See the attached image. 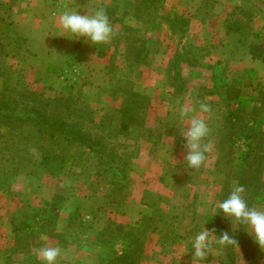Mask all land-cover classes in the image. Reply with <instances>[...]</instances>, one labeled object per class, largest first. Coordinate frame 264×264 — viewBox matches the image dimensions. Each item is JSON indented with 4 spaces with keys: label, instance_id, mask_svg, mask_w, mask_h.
I'll return each instance as SVG.
<instances>
[{
    "label": "rangeland",
    "instance_id": "1",
    "mask_svg": "<svg viewBox=\"0 0 264 264\" xmlns=\"http://www.w3.org/2000/svg\"><path fill=\"white\" fill-rule=\"evenodd\" d=\"M212 2L0 0V235L7 236V212L43 220L39 230L33 225L17 233L25 261L47 239L55 246L52 238L69 218L75 220L77 242L65 236L63 242L87 253L72 258L76 263L93 258L94 264H118L115 259L127 253V264H191L190 241L181 238L186 233L193 238L203 216L215 213L211 205L219 203L227 182L231 189L242 169L250 174L248 182L258 175L264 180V90L250 74L254 69L216 66L224 74L236 70L231 95L207 94L216 67L203 60L213 50L196 47L190 18L210 25ZM97 5L108 10L117 32L113 40L95 47L64 36L59 18L65 6L83 14ZM236 88L246 102L242 112L232 114ZM198 103L211 109L197 115L209 122L205 143L212 149L205 165L193 170L183 164L187 146L177 113L180 106ZM246 123L259 127L248 141ZM232 133L233 143L221 145ZM242 160L246 165L236 168ZM29 173L45 183L44 193L38 203H19L20 176ZM7 180L16 202L8 208ZM74 201L83 204L75 213ZM253 207L264 209V199ZM236 232L230 234L237 241ZM246 242L248 250L255 245L248 235ZM8 254L0 241V264H8ZM258 257L250 264H264V255ZM232 262L247 264L242 257Z\"/></svg>",
    "mask_w": 264,
    "mask_h": 264
},
{
    "label": "crops",
    "instance_id": "2",
    "mask_svg": "<svg viewBox=\"0 0 264 264\" xmlns=\"http://www.w3.org/2000/svg\"><path fill=\"white\" fill-rule=\"evenodd\" d=\"M220 1L221 0H218V1L213 0L211 4H207L208 7L206 6L207 8H209V13L211 15V16L210 15L208 16L213 21L212 23H210V25L206 26V24L202 23L205 21L204 18H200V20L197 18H190L191 21H194V23L196 24L195 30L197 32L196 34L197 36L194 42L196 47L200 48L201 50L202 49L208 50L205 47L209 48L208 51L213 50L210 57L206 61L203 60L204 61L203 64L207 66L209 65L212 68H215L218 65L222 66L223 68H226L228 65L229 66L230 65H236V66L241 65L245 68H252L254 69L253 71H255L254 73L257 75V80L260 82L259 84H257V86H260V87L263 86V90H264V61H262L261 59H254L250 53V47L252 43L256 42V43L264 44V0H223L227 2L226 5L230 6L229 9L222 8L224 4H221ZM248 3L251 4V7L248 5ZM205 15L207 14L204 13V16ZM235 16H239L241 18V21L238 20L237 24H236ZM250 20H254V21L250 22ZM207 21L208 19H206V22ZM253 24H256V26H253ZM204 33L209 34V36L207 37ZM204 37L210 40L205 42ZM215 69H213V73L211 74L212 78L216 75L214 73ZM234 73H237L236 70H234L233 68H229L227 72L224 74L225 80L228 82L229 85L233 79V76L235 75ZM207 94H210L209 97H212L215 99L218 96L219 97L224 96V93L218 94L217 92H211V91L207 92ZM263 95H264V91H263ZM232 102H233L232 103L233 108L231 109V111H234L237 107V104L235 103V101H232ZM12 179L14 182L15 181L14 179H16V177L15 178L13 177ZM20 180H21L20 191L18 194H16V196L19 198V203H22V202L23 203H33L32 200L37 201L38 199H40L41 195L44 193L45 183H43V181L38 176H35L34 173L22 174L20 176ZM9 182L10 181L7 180V191H8L7 192V208L13 207V205L14 206L16 205L13 194L9 192L11 189L10 188L11 183ZM40 201L41 200L37 201L36 203ZM76 205L83 206V204L81 203L77 204L75 202V204L71 206V211L72 212L74 211V213L76 212V210L79 209V207ZM212 205L214 204L212 203ZM212 205L211 207L215 210L216 207L215 206L213 207ZM87 208L88 207H86V209ZM37 211H39V208L36 211L32 210L33 213ZM33 216L34 214L30 217L25 218L24 215H22V217L17 219V217L19 216L14 215V214L9 215V212H7V236L0 235V241L5 243V246L7 247V250L9 252L8 255H9L10 260L8 264H35V263H30V262L31 261L34 262V260L37 258L36 251L38 250V248H34V243L29 242L30 249L32 248L34 249L33 251L29 250V252H27L28 253L27 257L31 258V261L28 263L27 261L24 260L26 250L23 247V245L20 244L22 240H19L17 238V233H19L18 232L19 230H23V229H25L26 231L30 230V228L33 227V225L34 226L36 225L37 230H39L40 228L39 221L43 222V220L39 217L33 218ZM200 218L201 216L197 218L196 222H198V219ZM202 219L203 220L199 223H203L202 226L205 227L206 215H204ZM74 221L75 220L73 219L71 220L68 218L67 228L62 230V232H59L55 238H52V239H55V242H54L56 243L55 246L61 247L65 252V255L58 258L59 263L60 264H67V263L94 264V262H92L93 258L91 259V261H89V263L87 260H86L87 262L82 261L81 263L79 262L76 263L75 260H72V258H75V257L83 258V256L87 254L85 252L86 250L77 251L78 248L76 247V245L74 246L73 244L71 245L69 244L70 242L72 243L77 242V239L75 238L76 234L71 230V226L74 225L75 223ZM202 226L196 227V229L194 230L200 231ZM231 227L232 226L230 224V229ZM192 232L193 231H191V233ZM236 233H237L236 235L237 243L231 246H226V247L214 246L211 254L208 257V260L205 261V264H220V262L224 264H231V263L233 264L232 261H233V258L235 257H237V260L238 258L242 257L243 260L247 264H250L251 260L255 263V260L259 258L258 256L264 255V251H262L261 253V250L258 249V247L255 245L253 246V248L250 247L248 250L247 248L248 243L246 242L247 234L244 232L243 228H242V231H241V228L238 229ZM31 234L32 233H29L28 237L30 236L35 237ZM189 234L186 233L185 235H183L181 240L185 238V240L190 241L191 239L189 237ZM64 236L66 240H68L67 242L69 243L63 242L62 238ZM213 238L215 239V237ZM61 239H62V242H61ZM47 240H48L47 246H49V244L51 246H54V244H51L52 242H49L51 241L50 239H47ZM21 243H23V241ZM233 249H234V252L232 251ZM1 255H4V254H1ZM87 256L88 255H86V257ZM94 260L95 259H93V261ZM262 263L263 262L260 260L259 264H262Z\"/></svg>",
    "mask_w": 264,
    "mask_h": 264
},
{
    "label": "clouds",
    "instance_id": "3",
    "mask_svg": "<svg viewBox=\"0 0 264 264\" xmlns=\"http://www.w3.org/2000/svg\"><path fill=\"white\" fill-rule=\"evenodd\" d=\"M59 24L61 31L66 33L64 36L83 38L95 47L107 45L117 35L105 6H94L83 14L65 6L60 13ZM198 111L209 113L211 109L206 103H198L194 107L180 106L177 113L181 124L180 134L187 146L183 164L193 170H199L205 165L206 154L212 149L211 144L205 143L210 134L209 122L197 115ZM245 192L243 185L234 182L227 198L215 205L232 227L217 235L215 229L202 226L190 240L187 253L191 254V264H205L214 246L234 245L236 239L230 232L234 233L241 227L258 249L264 251V209L250 207ZM63 255L65 252L59 246H45L36 251L40 264H59L58 258Z\"/></svg>",
    "mask_w": 264,
    "mask_h": 264
},
{
    "label": "trees",
    "instance_id": "4",
    "mask_svg": "<svg viewBox=\"0 0 264 264\" xmlns=\"http://www.w3.org/2000/svg\"><path fill=\"white\" fill-rule=\"evenodd\" d=\"M157 1V0H155ZM250 53L252 55V57L254 59H261L262 61H264V44L263 43H252L251 47H250ZM250 74L254 73L253 70H249ZM217 72V73H216ZM214 73L216 74L212 79L214 82L213 85V90L211 92H217L218 94H222L224 92V94H228L227 97H229L231 94L229 93L230 91L228 90L230 85L228 84V82L225 80L224 77V73H222V70L218 68L215 69ZM220 90H223L220 91ZM226 91V92H225ZM234 96H233V101H235V99L238 101V107L232 111V114H238L239 112H242L241 109H243V104L246 102L243 98H241V94H240V90H237V88L234 90ZM242 107V108H241ZM245 128L248 130V132H245V134L243 135V138L245 141H248L250 139H252L253 134H255V132H257L259 130L258 124L257 123H252L250 124H245ZM234 134H228L226 137L222 139H220V143L221 145H223L225 142H232L231 141V136H233ZM225 140V142H224ZM233 143V142H232ZM231 144V143H229ZM245 159V156L244 158ZM229 162H232L233 159H229ZM246 165V160H242L241 163H237L236 164V168L238 167H244ZM260 167V164H259ZM257 167V168H259ZM243 174L239 175L238 177H236V183L241 184L245 187L246 192H245V197L247 200V203L249 204L250 207H253V203H258L260 201H263L264 199V195H263V191L261 189H259L260 186H262L264 188V180L262 182L260 179V175L256 176L255 178H253L250 182H248V178L250 174H245V170L242 169ZM235 175V174H233ZM229 182V181H228ZM225 185V187L223 188L222 192L218 195L217 200L218 202L222 201L223 199L227 198L229 192L231 191L230 189V185L228 184ZM261 183V184H260ZM230 221L225 218L223 216L222 213H220L218 211L217 208H215V213L213 215L207 216L206 217V225L210 228V229H215L217 233L219 232H223V231H229L230 230ZM122 258L120 259H115L116 263H120L121 261H125L124 263H128L126 258L127 253L124 254L123 256H121Z\"/></svg>",
    "mask_w": 264,
    "mask_h": 264
}]
</instances>
